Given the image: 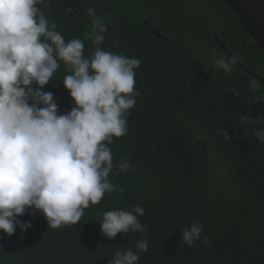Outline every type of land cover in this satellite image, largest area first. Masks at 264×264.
<instances>
[{
  "label": "trees",
  "instance_id": "trees-1",
  "mask_svg": "<svg viewBox=\"0 0 264 264\" xmlns=\"http://www.w3.org/2000/svg\"><path fill=\"white\" fill-rule=\"evenodd\" d=\"M39 7L66 40L84 42L85 56L94 50L93 8L107 27L102 46L140 60L141 95L127 134L108 145L117 190L75 225L53 229L43 214L19 217L34 227L11 237L0 230V264H108L115 250L136 251L141 239L149 248L138 264H264V141L254 135L264 129V100L249 89L251 79L264 83V53L226 1L44 0ZM213 48L239 56L231 75L213 67ZM66 74L61 63L43 88L61 114L74 106ZM244 115L251 123H241ZM212 159L225 169L220 177ZM122 160L130 164L126 172L118 171ZM135 205L145 209L138 218L147 231L108 240L103 213ZM197 221L201 238L182 244L181 231Z\"/></svg>",
  "mask_w": 264,
  "mask_h": 264
},
{
  "label": "clouds",
  "instance_id": "clouds-1",
  "mask_svg": "<svg viewBox=\"0 0 264 264\" xmlns=\"http://www.w3.org/2000/svg\"><path fill=\"white\" fill-rule=\"evenodd\" d=\"M44 0H0V230L8 237L17 230L26 233L32 220L43 214L49 228L80 222L84 210L99 204L106 193L116 191L109 179L114 168L108 145L127 134L129 110L141 95L135 88L140 60L109 51L102 45L107 27L93 8L92 43L85 56L80 38L66 40L39 5ZM213 67L231 75L239 56H225L210 49ZM64 65L62 81L74 101L61 114L54 93L45 92ZM249 89L260 92L264 83L251 79ZM234 95L240 93L231 90ZM251 123L244 115L241 123ZM225 139L229 132L222 130ZM254 135L264 141V129ZM129 162L121 161L119 172ZM119 191L123 193L124 189ZM145 209H114L103 213L100 230L108 240L147 228L138 217ZM203 224L194 222L181 231V243L191 246L201 238ZM204 243H209L204 238ZM149 248L146 239L135 249H117L108 264H138Z\"/></svg>",
  "mask_w": 264,
  "mask_h": 264
},
{
  "label": "water",
  "instance_id": "water-1",
  "mask_svg": "<svg viewBox=\"0 0 264 264\" xmlns=\"http://www.w3.org/2000/svg\"><path fill=\"white\" fill-rule=\"evenodd\" d=\"M264 53V0H225ZM241 65V63H240ZM245 70L257 76L252 70ZM258 77V76H257Z\"/></svg>",
  "mask_w": 264,
  "mask_h": 264
},
{
  "label": "rangeland",
  "instance_id": "rangeland-1",
  "mask_svg": "<svg viewBox=\"0 0 264 264\" xmlns=\"http://www.w3.org/2000/svg\"><path fill=\"white\" fill-rule=\"evenodd\" d=\"M210 165L213 168V176L214 177H220L222 174L225 173V169L220 167V165L216 159H212L210 162Z\"/></svg>",
  "mask_w": 264,
  "mask_h": 264
}]
</instances>
